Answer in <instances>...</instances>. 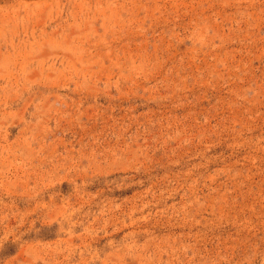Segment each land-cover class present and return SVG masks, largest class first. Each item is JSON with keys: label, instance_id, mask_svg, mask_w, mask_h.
<instances>
[{"label": "rangeland", "instance_id": "1", "mask_svg": "<svg viewBox=\"0 0 264 264\" xmlns=\"http://www.w3.org/2000/svg\"><path fill=\"white\" fill-rule=\"evenodd\" d=\"M0 264H264V0H0Z\"/></svg>", "mask_w": 264, "mask_h": 264}]
</instances>
